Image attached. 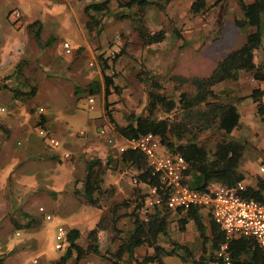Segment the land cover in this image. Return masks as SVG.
<instances>
[{"label": "rangeland", "instance_id": "1", "mask_svg": "<svg viewBox=\"0 0 264 264\" xmlns=\"http://www.w3.org/2000/svg\"><path fill=\"white\" fill-rule=\"evenodd\" d=\"M88 1H0V37L3 38V44L12 43L14 27L24 22V19L37 18L41 24L38 42L24 31L26 36L22 39L15 62L18 63L17 69L14 70L16 66L10 68L9 75L2 77L4 69L0 65V121L12 109L10 95L14 92L17 100L33 105L30 109L43 105L47 119L46 124L42 120L43 126L59 137V144L51 146L37 135L33 126H29L23 132L11 131L2 142L1 173L9 176L1 177L0 183L6 180L9 185L11 180L14 181L12 187L7 190L4 188L0 194L1 200L5 201L0 206L8 209L4 215L0 214L2 264H26L33 257L38 258V264H51L62 251L54 247L58 224L70 223L74 215L84 217L88 210L93 212V216L81 221L78 226L92 227L98 209L101 213L114 202L131 199L137 193L136 186L140 187L141 192L145 190L144 185L132 181L135 178L134 169L122 164L115 147L109 145L97 132L101 124L110 125L114 132L112 122L103 112L102 79L96 57L99 52L110 54L123 47L122 53L113 63V84L117 91H111L106 98L107 108L114 121L123 125L133 115L146 113L147 90L153 89L150 80L158 82L159 92L176 100L179 91L192 90L185 78L206 75L225 52L243 40V33L232 23L234 15L239 13V8L232 1L228 3L223 0L219 7L214 5L205 14L194 16L187 14L182 6L169 4V0H155L160 6H146L143 24L147 31H161L164 37L149 44L140 40L129 18L118 17L121 12L131 15L134 10L117 8L115 0L106 12L95 14L99 19L100 32L88 31L84 27L87 16L83 12V5ZM15 9L21 13L18 20H14L12 15ZM164 9L168 14L164 13ZM186 15L191 20L179 22L178 18ZM172 26L179 31L178 35L171 31ZM22 29L21 25L17 30ZM62 40H66L72 48L68 55L62 54ZM261 42V46L254 51L253 59L256 63L263 61L264 70V37ZM216 53V57H210ZM89 61L92 63L89 64ZM171 75H175L177 87L172 85ZM89 83H96L97 86L92 93L98 100L94 108H89L86 101ZM220 85L225 90L235 92L234 95H245L253 86L261 87L264 83L242 71L237 80H227ZM32 87L34 93L26 95ZM262 100L264 102V96ZM236 107L239 112L236 128L228 135L215 129L205 130L199 134L198 143L211 149L214 142L223 137L242 142L245 148L238 169L244 174L243 183L254 185L255 180L261 177L259 166H264V120L259 119L253 101L248 96L236 103ZM170 114L173 115V111ZM155 115L161 116L164 113L157 110ZM30 141L46 151H53L55 156L43 162L26 161L25 167L36 172L37 185L25 188L20 183L16 184V181L18 177L26 179L31 174L24 173L22 165L13 156L15 152L25 151ZM70 141L83 144L86 150H79L74 156L66 145ZM64 151H68L70 156L63 157ZM107 157L111 161L104 169L101 183L105 192L100 196L97 206L90 205L80 194L85 161L99 158L105 162ZM50 173L54 175L50 176ZM53 179L63 183V188L51 184ZM119 205V213L127 211ZM38 206H42L43 210H38ZM45 213H49L50 218L46 219ZM178 217L176 212L167 215V236L184 244L197 257L201 248L197 231L191 221L180 229ZM205 218L206 215H203ZM28 219H31V225L23 226ZM116 225L120 232H116L111 241L109 237L113 232L109 229L107 232L112 234L104 237L101 234L99 238L100 250L110 255L114 250L112 244L122 238L131 226L126 216H120ZM167 236H159L158 242L168 243ZM78 242H83L82 236ZM89 257L90 261L81 264H91L92 260L96 264H108L105 262L107 260H99L94 254ZM162 259L165 264H190L177 255H164Z\"/></svg>", "mask_w": 264, "mask_h": 264}, {"label": "trees", "instance_id": "2", "mask_svg": "<svg viewBox=\"0 0 264 264\" xmlns=\"http://www.w3.org/2000/svg\"><path fill=\"white\" fill-rule=\"evenodd\" d=\"M110 0H89L83 5V12L87 16L84 27L88 31L100 32L97 13H104L109 8ZM120 8L133 9L134 13L121 12L118 17L129 18L132 29L136 32L144 44L158 42L163 39L161 31L149 32L143 24L145 8L148 5L160 6L155 0H115ZM220 0H213L206 3L205 0H191L188 11L193 15H203L212 6L217 5ZM239 8V14L232 19L234 26L243 33V40L239 45L229 49L219 59L212 69L204 76H191L185 78L192 86V90H181L176 100L166 97L159 92V84L150 80L149 84L153 89L147 90L146 113L133 115L123 125L117 124L107 108L106 98L108 94L117 87L113 84V63L122 53L123 47L110 54L101 51L97 54L99 69L102 79L103 112L108 120L112 122V132L116 139L128 138L147 131L158 135L160 143L169 152H177L187 162L185 171V182L193 189L203 191L211 182H219L225 185H233L236 181L242 180L244 174L238 169L240 159L245 148L244 144L231 138H220L216 140L211 149H206L198 143V136L205 130L215 129L228 135L238 125L239 112L236 102L248 96L254 102L255 112L260 120H264V87L255 86L245 95H234L229 90L218 87L224 81H234L238 78L239 71L250 74L252 79L264 83L263 61L256 63L253 59L254 51L261 46L264 37V0H234ZM163 10V8H162ZM164 13H166L164 9ZM25 29L36 42L39 41L41 29L40 21L34 19L25 24ZM171 31L179 34L176 27L172 26ZM63 54V53H62ZM14 68L17 69L18 63ZM108 70V72H107ZM9 74H7L8 76ZM172 85L177 87L178 82L175 75L170 76ZM97 89L96 83H89L88 93L92 94ZM34 88L26 95L33 94ZM16 98V93L13 92ZM88 95V94H87ZM86 95V96H87ZM98 104V100L93 104ZM41 105V104H40ZM38 106V105H37ZM36 106V107H37ZM43 106V105H42ZM36 107L34 111L36 112ZM175 109L178 111L175 112ZM45 110V108H44ZM160 110L164 115H155ZM173 111V115L170 112ZM39 116V118H37ZM39 123L41 114L37 115ZM36 123V122H35ZM99 127V126H98ZM97 127V129H98ZM35 128V124H34ZM5 128L0 125V141L5 138ZM118 160L122 164L134 169V177L138 183L144 185H158L157 176L151 173L146 163L144 154L137 149L127 148L117 153ZM111 161L110 157L102 162L99 158H90L84 164V178L80 194L83 200L90 205H98L100 196L105 192L102 188V176L105 167ZM137 193L126 201L114 202L102 211L94 226L87 232V242L82 246L76 239L79 236L77 228H68L66 231V245L61 253L51 264H75L80 258L91 253L108 261L109 264H116L123 254L126 256V264H165L164 255H177L183 261L190 264H207L217 260L223 264L215 255V250L224 241L220 227L211 219L209 212L203 208L188 207L184 210L177 209L178 227L183 229L190 220L198 233L201 242L200 254L194 257L190 250L182 243L167 237L170 247H164L157 241L158 235L167 236V215L170 210L165 207H156L147 214L146 219L140 218L136 208L140 205L144 192L136 186ZM245 195L260 199L264 198V177L257 178L254 185H246ZM119 204L127 211L118 212ZM205 212L206 221L200 212ZM120 216H126L130 220V229L122 238H118L116 248L111 255L100 251L97 242V231L109 229L113 232H120L117 227V220ZM31 219L23 223V226H30ZM144 245L151 249L145 252L140 258L133 256L136 246ZM230 264H264V250L259 247L252 238L235 237L227 242ZM3 256L0 255V264Z\"/></svg>", "mask_w": 264, "mask_h": 264}, {"label": "built area", "instance_id": "3", "mask_svg": "<svg viewBox=\"0 0 264 264\" xmlns=\"http://www.w3.org/2000/svg\"><path fill=\"white\" fill-rule=\"evenodd\" d=\"M14 20L21 17L19 10L12 13ZM64 55L70 54L72 48L66 40L60 42ZM92 62L89 61V64ZM89 108L97 101L92 94L86 96ZM2 108V107H0ZM37 115L44 113V107H36ZM39 118V116L37 117ZM35 131L51 146L59 144V137L35 120ZM81 132V131H80ZM97 132L105 141L115 147L116 152L130 148L140 150L146 159L151 173L158 179V185H144L145 191L140 205L136 208L140 218L146 219L147 214L156 207H165L170 211L177 209L184 210L188 207L203 208L209 212L211 219L220 227L224 241L215 250L216 257L223 264H230L227 242L235 237H249L264 250V198L262 200L245 195V184L242 180L236 181L233 185H225L219 182H211L203 191L191 188L185 182V171L187 162L177 152H169L160 143L157 134L147 131L135 136L123 139H116L112 133L111 126L101 124ZM63 157H69L68 151H64ZM261 177H264V166H259ZM134 183H138L135 178ZM42 211L43 207L38 206ZM46 219L50 218L45 213ZM66 227L58 224L54 234V247L63 249L66 245ZM18 234V231H15ZM26 264H38V258H31ZM208 264H218L217 260Z\"/></svg>", "mask_w": 264, "mask_h": 264}, {"label": "crops", "instance_id": "4", "mask_svg": "<svg viewBox=\"0 0 264 264\" xmlns=\"http://www.w3.org/2000/svg\"><path fill=\"white\" fill-rule=\"evenodd\" d=\"M1 1V0H0ZM114 0H110L109 1V4L108 5H111V3L113 2ZM213 1V0H212ZM210 0H205L206 3H210L212 2ZM223 0H220L218 3H217V6L219 7V5H221ZM228 3H231V1L233 2V5L235 6L236 3L234 0H227ZM248 1V0H246ZM191 0H169V4H173V5H176V6H182V9L184 8V11L189 14V15H193L191 14L189 11H188V7H189V4H190ZM117 8H120V7H117ZM120 9H123V8H120ZM128 10H133V9H128ZM210 10V9H208ZM207 10V11H208ZM166 11V14L167 13V10L165 9ZM206 11V12H207ZM205 12V13H206ZM204 13V14H205ZM239 13L237 12V14L235 15H238ZM234 15V16H235ZM194 16H200V15H194ZM170 18V17H169ZM191 17H189L188 15L186 16H182L180 18H178V20H180L179 22L183 23L184 21H187L189 22L191 19ZM34 19H37V18H33V19H24V22H22L21 24L19 25H16L14 27V31L12 32V38H13V41L12 43H4L3 44V38L0 37V65L1 67L4 69V72L1 74L2 77H5L7 76V74H9L8 72L10 71V68L14 67V65L16 64V59L18 58V54H19V48L21 47L22 45V39L25 38L26 36V33L24 32L26 29H25V24L34 20ZM172 23H173V19L170 18ZM39 20V19H38ZM40 21V20H39ZM186 21V22H187ZM233 23V22H232ZM23 26V29L18 31L17 29L20 27V26ZM41 25V24H40ZM12 30V29H11ZM8 44V45H7ZM61 48V46H60ZM62 51V50H61ZM226 53V52H225ZM217 53L216 54H212L210 57L214 58L216 57ZM224 55V54H223ZM223 56H221L219 59H221ZM218 59V60H219ZM14 64V65H13ZM242 71H239L238 73V77L240 75ZM245 72V71H244ZM248 73V72H246ZM250 75V74H249ZM0 76V77H1ZM238 79V78H237ZM236 79V80H237ZM7 80V79H6ZM235 81V80H234ZM223 82L219 83V84H222ZM218 87H221V85H217ZM255 87V86H253ZM252 87V88H253ZM263 86H261V88H263ZM250 91V90H249ZM230 93L231 94H234L235 92H232L230 90ZM11 94V93H10ZM247 94V93H246ZM236 96H238V94H236ZM264 96V95H263ZM262 96V97H263ZM10 102L12 104V109L7 113L6 117L0 121V125H2L4 128H5V132H4V135H5V138H3L2 141H0V151L2 149V142L4 140H6V138L9 136V133L11 131H17V132H23L25 130H27V128L29 126H33L34 127V124H35V120H36V112L34 111V109H30L33 105L28 102V103H25V102H22L20 100H17L16 98L12 97V95H10ZM245 98V97H244ZM244 98H242L241 100H243ZM241 100L237 101L236 103L240 102ZM28 106V108H27ZM253 106H254V102H253ZM29 109V110H28ZM254 110H255V107H254ZM45 112V110H44ZM43 120V123L46 124V117L44 116V113L41 114V121ZM32 123V124H31ZM46 128V127H45ZM233 130V129H232ZM231 130V131H232ZM81 143H74L72 141L66 143L69 151H71L74 156L76 155L75 153L79 150H81V152H83L84 150H86L84 148V145H79ZM71 153V154H72ZM78 155V154H77ZM55 156V153L53 151H46L44 149H42L40 147V145H36L34 144L33 142H29L25 151H18V152H15L14 153V156L13 157H16V162L19 164V165H22L23 167V172H29L31 174L30 177L26 178V179H20L18 177V181H16V184L20 183L21 186H25V188H30V187H35L37 185V177H36V172L35 171H31L32 169L28 168V167H25V163L26 161H30L32 163H35V162H39V161H48V158L49 157H54ZM17 164V165H18ZM1 166H0V178L1 177H7L9 176L8 174L6 173H1ZM242 172V171H241ZM50 176H53L54 174L53 173H50L49 174ZM12 183H14V181L11 180V182L9 183L8 185V182L5 180L4 182L0 183V194H2L4 188L7 190L8 188L12 187ZM82 183V182H81ZM51 184H57L58 187H61L63 188L64 184L61 183L60 181H55L53 179L52 183ZM138 184H142V183H138ZM144 185V184H142ZM246 186V185H245ZM60 188V189H61ZM145 191V190H144ZM143 191V192H144ZM140 193H142L140 191ZM1 195H0V204L2 203H5L4 199L1 200ZM5 197V191L3 193V198ZM8 211V209H4L3 206H0V214L4 215L6 212ZM88 210H86V214L84 215V217H76L75 215L70 219V223L68 224H63L66 229L68 230V228H77L78 231H79V236L78 238L76 239V241L78 242V239L82 236L83 238V242L82 243H79L80 245H84L86 242H87V232L88 230L91 228V226H85L83 228H80L78 226V224L81 222V221H84V220H87L89 218H91L93 216V212L90 211V212H87ZM99 212V213H98ZM175 211H170V214L171 213H174ZM202 214V216L204 215L205 212H200ZM100 214V210L98 209V211L94 214L96 215L97 219H98V216ZM178 214V213H177ZM97 219H95V222L97 221ZM190 220H188L187 222H189ZM203 221H206V219H203ZM186 222V223H187ZM94 226V225H93ZM92 226V227H93ZM130 229V227H129ZM128 229V230H129ZM103 232V233H101ZM103 234L102 236H106V234H112L111 232L108 233L107 232V229H101V230H98L97 231V242H98V248L100 249V235ZM198 235V233H197ZM159 236H163V235H158L157 237V241H159ZM169 237V236H167ZM111 238H112V235H110L109 237V240L111 241ZM171 239V238H170ZM113 243V242H112ZM117 243L118 241H115L113 244H112V247L115 249L116 246H117ZM160 243L161 245H163L164 247H170L169 243H166V242H158ZM101 251V250H100ZM151 249L149 247H146L144 245H140V246H136L133 250V256L135 258H140L145 252H150ZM90 254H87L85 255L84 257L80 258L75 264H81L82 262H88L90 261ZM96 255V254H94ZM99 260H103V258L99 257V255H96ZM57 258V257H56ZM105 260V259H104ZM103 260V261H104ZM98 262H101V261H98ZM105 262H108V261H105ZM91 264H96L95 261H91ZM109 264V263H108ZM116 264H126V256L125 254L122 255V257L117 261ZM153 264V263H151ZM208 264V263H207Z\"/></svg>", "mask_w": 264, "mask_h": 264}]
</instances>
